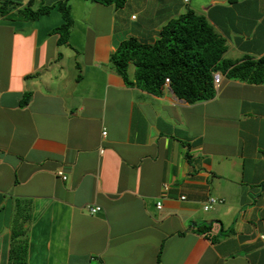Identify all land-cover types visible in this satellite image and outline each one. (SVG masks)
I'll return each mask as SVG.
<instances>
[{
    "label": "crops",
    "instance_id": "obj_1",
    "mask_svg": "<svg viewBox=\"0 0 264 264\" xmlns=\"http://www.w3.org/2000/svg\"><path fill=\"white\" fill-rule=\"evenodd\" d=\"M67 1L60 43L64 0H0V264L22 224L27 264H264V84L222 74L214 98L190 103L110 64L189 10L227 58L261 57L264 0ZM29 6L53 9L22 18ZM210 196L224 202L205 210Z\"/></svg>",
    "mask_w": 264,
    "mask_h": 264
},
{
    "label": "trees",
    "instance_id": "obj_2",
    "mask_svg": "<svg viewBox=\"0 0 264 264\" xmlns=\"http://www.w3.org/2000/svg\"><path fill=\"white\" fill-rule=\"evenodd\" d=\"M106 4H124L125 0H97ZM53 6L37 10L27 7L20 16L38 19L50 13ZM64 22L54 31L60 43L68 41L73 17L67 0L59 4ZM227 40L220 35L205 15L189 10L169 21L154 43H143L136 38L124 40L112 53L110 64L128 85H136L154 94L161 93L170 78V84L180 98L190 103L212 99L216 96L214 73L221 72L229 79L252 84H264V55H246L240 59L226 57ZM134 65V75L129 69ZM27 99L24 100V104ZM29 218H24L23 222ZM13 232L10 264H27L29 240L26 230ZM201 232H208L211 224H198ZM222 236V234L220 235ZM219 236V237H220Z\"/></svg>",
    "mask_w": 264,
    "mask_h": 264
},
{
    "label": "built area",
    "instance_id": "obj_3",
    "mask_svg": "<svg viewBox=\"0 0 264 264\" xmlns=\"http://www.w3.org/2000/svg\"><path fill=\"white\" fill-rule=\"evenodd\" d=\"M133 18H136V16L134 15ZM222 80V74L220 72H215L214 73V82L215 85L219 86ZM166 83H170V78H166ZM107 134V131L104 130L103 131V136L105 137ZM59 175H62L63 178H66L67 176L64 175V172L62 170H60L58 172ZM185 198V197H184ZM224 199L220 198V197H215V196H210L207 203L205 204L204 208L205 210H209L212 209L216 204L219 203H223ZM159 207H161V202L158 203ZM91 207V211L92 212H97L101 209V206L99 205H95V206H90Z\"/></svg>",
    "mask_w": 264,
    "mask_h": 264
},
{
    "label": "rangeland",
    "instance_id": "obj_4",
    "mask_svg": "<svg viewBox=\"0 0 264 264\" xmlns=\"http://www.w3.org/2000/svg\"><path fill=\"white\" fill-rule=\"evenodd\" d=\"M132 67V68H131ZM134 66H130L131 69H133Z\"/></svg>",
    "mask_w": 264,
    "mask_h": 264
},
{
    "label": "clouds",
    "instance_id": "obj_5",
    "mask_svg": "<svg viewBox=\"0 0 264 264\" xmlns=\"http://www.w3.org/2000/svg\"><path fill=\"white\" fill-rule=\"evenodd\" d=\"M221 73V72H220ZM216 86V85H215Z\"/></svg>",
    "mask_w": 264,
    "mask_h": 264
}]
</instances>
